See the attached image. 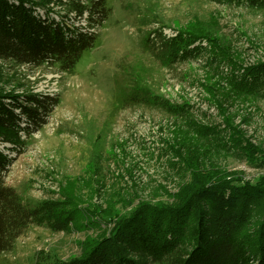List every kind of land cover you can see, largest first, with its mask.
<instances>
[{
	"label": "rangeland",
	"instance_id": "rangeland-1",
	"mask_svg": "<svg viewBox=\"0 0 264 264\" xmlns=\"http://www.w3.org/2000/svg\"><path fill=\"white\" fill-rule=\"evenodd\" d=\"M239 1L107 0L98 38L72 71L0 58V94L59 97L47 122L23 136L21 154L0 144L13 157L6 184L56 214L54 225L24 230L7 264L80 257L141 201L176 203L196 171L264 176L259 154L245 153L264 152V85L252 94L231 85L248 70L264 79V8ZM51 5L75 15L66 1ZM86 17L75 24L87 28ZM189 32L199 53L172 63L162 44L180 47L173 40Z\"/></svg>",
	"mask_w": 264,
	"mask_h": 264
},
{
	"label": "trees",
	"instance_id": "trees-1",
	"mask_svg": "<svg viewBox=\"0 0 264 264\" xmlns=\"http://www.w3.org/2000/svg\"><path fill=\"white\" fill-rule=\"evenodd\" d=\"M63 1L73 17L51 5ZM239 2L264 8V0ZM84 13L87 28L75 24ZM109 13L107 0H0V58L35 67L58 65L61 71L70 72L94 46L95 29ZM197 37L189 32L174 39L180 45L175 49L170 46L172 41L165 40L161 51L173 49L169 53L172 63L191 58L199 53V47L192 45ZM231 85L252 94L264 85V79L258 70H248L232 79ZM58 104L56 94H0V144L21 154L26 146L23 136L41 128ZM253 148L248 145L245 153H258L254 164L264 169V152ZM12 160L0 147V264H7L4 254L30 224L54 225L52 208L27 206L6 184ZM209 176L203 179L196 171L174 204L141 201L82 256L39 258L36 264H264V176L257 183ZM66 218L55 220L59 229L64 228L60 222Z\"/></svg>",
	"mask_w": 264,
	"mask_h": 264
}]
</instances>
